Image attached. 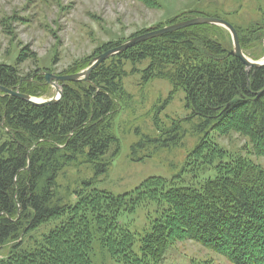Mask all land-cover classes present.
Returning <instances> with one entry per match:
<instances>
[{
  "label": "trees",
  "instance_id": "trees-1",
  "mask_svg": "<svg viewBox=\"0 0 264 264\" xmlns=\"http://www.w3.org/2000/svg\"><path fill=\"white\" fill-rule=\"evenodd\" d=\"M135 1L159 8L156 0ZM198 14L185 13L177 21L202 17ZM234 28L245 54L255 40L263 47L264 15ZM221 30L195 26L139 44L102 63L88 82L64 84L61 101L51 106L37 107L0 92V248L12 244L0 264H94L95 226L101 246L117 263L160 264L172 245L193 241L231 264H264V169L248 156L228 155L209 138L239 134L251 144L248 155L264 158V92L258 96L264 90V68L251 69L247 76L244 64L229 55L232 43L224 42ZM125 42L109 43L96 54ZM26 52H20L15 66L0 64V85L44 97L49 86L43 74L22 78L20 65L30 57ZM93 60L68 74L86 70ZM134 74L143 83L168 82L171 97L185 93L200 137L188 167L210 168L214 177L191 185L152 177L121 196L94 188L120 152L112 120L126 94L124 81ZM235 99L240 101L228 108ZM175 131L162 130L160 137H147L133 149L166 145L178 138ZM80 164L90 165L95 178L74 194V204L63 205L60 174ZM150 203L158 217L137 239L120 225V216ZM51 221L59 225L32 249H22L28 234Z\"/></svg>",
  "mask_w": 264,
  "mask_h": 264
},
{
  "label": "rangeland",
  "instance_id": "rangeland-1",
  "mask_svg": "<svg viewBox=\"0 0 264 264\" xmlns=\"http://www.w3.org/2000/svg\"><path fill=\"white\" fill-rule=\"evenodd\" d=\"M156 2L158 9L135 0H0V64L15 66L20 52L26 50V58L30 57L20 65L22 78L31 79L42 74L67 76L72 67L95 59L101 53L96 54L98 50L105 45L127 42L150 29L177 24V19L185 13L219 17L238 28H245L264 15V0ZM192 19L195 17L189 18ZM222 29L221 38L228 44L232 43L230 33ZM263 51L264 44L262 47L261 41L255 40L246 56L252 61L264 62ZM126 69L130 70V66ZM141 78V75L134 74L124 81L126 94L112 120V133L119 140L121 149L117 157L111 160L108 172L95 179L94 188L121 196L133 192L152 177L176 180L183 185L204 183L214 177L210 168L202 169L206 171L202 172L193 166L188 167L189 156L200 137L193 127L197 122L191 120V112L186 109L185 93L179 92L171 97L172 87L168 82L153 80L143 83ZM55 94V89L49 86L48 94L37 99L49 100ZM172 129H176L173 134H177L176 140L166 145L151 144L134 151L133 148L145 138H158L162 130L168 132ZM209 138L228 155L248 156L264 169V158L248 155L252 147L247 138L236 133L227 137L213 133ZM109 157L111 159V155ZM93 178L95 170L86 164L61 172L58 194L62 204H74V194ZM157 217V207L150 203L139 207L134 213H122L119 223L140 239L151 230ZM58 225V221H51L28 234L23 240L22 249H32ZM94 228L93 263L123 264L111 259L101 246L98 229L96 226ZM11 245L0 248V262L10 255ZM135 249L139 253L138 244ZM160 264L231 263L193 241H185L172 245Z\"/></svg>",
  "mask_w": 264,
  "mask_h": 264
},
{
  "label": "water",
  "instance_id": "water-1",
  "mask_svg": "<svg viewBox=\"0 0 264 264\" xmlns=\"http://www.w3.org/2000/svg\"><path fill=\"white\" fill-rule=\"evenodd\" d=\"M203 25L221 27V28L226 29L230 33L231 40H232V50L229 52V55L236 59H239L244 64L246 68L247 76L249 75L251 69L264 68V62L252 61L243 52L240 42H239L238 33L232 24L228 23L225 20L219 19V18L200 17V18H195L192 20L179 22L177 24H173V25L164 27L162 29L151 30L143 35L134 37L128 40L127 42H125L124 44H122L121 46L100 54L92 61V64L90 65V67H88L86 70L80 73L67 75V76H56L53 74H44L46 84L53 87L56 91L55 96L49 100H39L29 95L21 94L19 91V88H17L16 90H13V89H7L5 87H2L1 85H0V92L5 93L6 95L10 97L19 98L37 107L51 106L61 101L63 97V87L62 86L64 84L70 83V82L72 83L83 82V81L88 82L89 77L92 74V72L96 68H98L102 63L110 59L111 57L119 55V54H123L127 50L139 44L150 41L152 39L159 38L167 34L175 33L177 31H181L183 29H187L190 27L203 26ZM263 44H264V40H263ZM263 92L264 90L261 93H259L258 96H260ZM239 101H240L239 99H235L233 102L230 103L228 108L236 105V103H238Z\"/></svg>",
  "mask_w": 264,
  "mask_h": 264
},
{
  "label": "bare ground",
  "instance_id": "bare-ground-1",
  "mask_svg": "<svg viewBox=\"0 0 264 264\" xmlns=\"http://www.w3.org/2000/svg\"><path fill=\"white\" fill-rule=\"evenodd\" d=\"M153 30H155V29H153ZM22 94V93H21Z\"/></svg>",
  "mask_w": 264,
  "mask_h": 264
}]
</instances>
